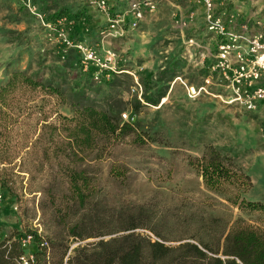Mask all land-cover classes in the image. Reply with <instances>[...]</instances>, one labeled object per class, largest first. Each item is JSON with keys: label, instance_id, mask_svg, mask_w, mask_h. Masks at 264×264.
I'll return each mask as SVG.
<instances>
[{"label": "rangeland", "instance_id": "374dc122", "mask_svg": "<svg viewBox=\"0 0 264 264\" xmlns=\"http://www.w3.org/2000/svg\"><path fill=\"white\" fill-rule=\"evenodd\" d=\"M33 1L46 16L55 8H65L62 24L66 23L67 36L73 43L91 46L97 56L87 60L79 47L62 38L51 40L42 22L22 9L21 0H0L1 239L18 230L44 233L52 212L73 200L67 173L81 160L73 152L78 149L74 132L83 117L42 86H29L20 79L12 87L1 88L15 69L31 66L30 71L41 69L40 76L46 77L47 66L61 63L70 49L79 55L78 63L85 71L93 68L95 85L124 99L141 96L145 85L140 76L153 83L173 58L180 59L162 105L125 110L145 127H163L168 143L138 144L132 136H103L101 154L88 149L81 154L83 167L106 196L107 209L126 203L138 212L135 203L145 201L158 211L162 222L174 218L172 235L188 234L184 226L197 228L201 217L227 222L229 227L255 226L264 233V208L241 203L243 198L264 201V131L259 118L214 95L221 89L219 84L199 91L206 82V69L199 63L201 52L214 48L216 40L206 31L204 5L193 0L161 3L135 29L103 38L99 31L108 19L90 0ZM110 1L118 10L125 5L124 0ZM216 3L222 6L220 0ZM245 4L251 7L247 13L252 19L264 22V0H228L224 8L242 16L247 14ZM115 73H129L131 86L127 80L120 87L109 86ZM208 145L234 160L229 177L218 186L207 184L201 174L200 157ZM36 245L32 241L26 251Z\"/></svg>", "mask_w": 264, "mask_h": 264}, {"label": "trees", "instance_id": "16d2710c", "mask_svg": "<svg viewBox=\"0 0 264 264\" xmlns=\"http://www.w3.org/2000/svg\"><path fill=\"white\" fill-rule=\"evenodd\" d=\"M22 7L38 21L24 4ZM65 14V8H55L46 19L53 21ZM71 52L72 49L61 63L48 65L46 77L40 76L41 69L30 71L28 66L15 69L1 87H12L20 79L29 86H42L61 96L76 115L83 117L74 132L78 149L73 152L81 160H73L78 164L67 173L73 200L52 212L44 233L31 231L33 241H37V248L32 249L36 264H264V233L255 226L237 223L229 227L227 222L201 217L197 228L184 226L188 234L172 235L176 231L174 218L162 222L158 211L145 201L135 203L138 212L130 205L126 207V203H114L107 209L106 196L100 194V186L83 167L81 154L86 149L101 154L103 136L110 139L132 136L138 144L159 140L168 143L163 127L152 130L139 118L126 119L122 112L127 109L137 112L144 104L162 105L169 80L178 74L180 59L173 58L153 83L140 76L145 85L141 98L135 94L124 99L104 90L103 85H95L93 68L85 71L78 63L79 55ZM125 80L131 86L129 73H115L107 84L120 87ZM232 159L220 148L208 145L200 157L206 183L218 186L224 177H229ZM241 203L264 208L261 200L243 198ZM23 233L18 230L0 240V264H21L20 257L27 250L18 240Z\"/></svg>", "mask_w": 264, "mask_h": 264}, {"label": "built area", "instance_id": "2783aa9c", "mask_svg": "<svg viewBox=\"0 0 264 264\" xmlns=\"http://www.w3.org/2000/svg\"><path fill=\"white\" fill-rule=\"evenodd\" d=\"M21 1L29 12L42 22L51 40L62 38L61 40L69 45L79 47L87 60L97 56L91 46L73 43L67 36L66 23L62 24L66 22L65 15L51 21L46 19L44 12L33 0ZM176 1L124 0L125 5L118 10L110 0H90L108 19L106 26L99 31L103 38L108 35L120 36L129 29H135L161 3ZM193 1L197 5H204L206 31L216 38L214 48L203 49L200 55L199 63L206 69V82L201 85L199 91L206 90L207 85L219 84L221 89L214 95L221 96L226 103H235L246 111L258 113L261 118L260 127L264 131V22L255 18L254 20L252 16L243 18L238 11H227L222 7L223 4L218 7L216 0ZM122 115L129 120L135 119V116L127 111H123ZM18 240L21 246L27 248L34 240V233L24 232L18 236ZM19 261L21 264H36L33 251H26Z\"/></svg>", "mask_w": 264, "mask_h": 264}, {"label": "crops", "instance_id": "0c3cea01", "mask_svg": "<svg viewBox=\"0 0 264 264\" xmlns=\"http://www.w3.org/2000/svg\"><path fill=\"white\" fill-rule=\"evenodd\" d=\"M217 1V0H216ZM220 2L223 4V6L222 7H224V4H226V2H228V0L226 1V0H220ZM251 8L250 6H249V4H245L244 6H243V9H244V13H247V12H249V8ZM250 16V14L249 13H247V14H243L242 15V17L243 18H246L247 16ZM246 111V110H245ZM249 112V111H248ZM251 112H253V111H251ZM253 113H256V112H253ZM256 115H257V117L259 118V121H260V115L258 114V113H256Z\"/></svg>", "mask_w": 264, "mask_h": 264}, {"label": "bare ground", "instance_id": "6f19581e", "mask_svg": "<svg viewBox=\"0 0 264 264\" xmlns=\"http://www.w3.org/2000/svg\"><path fill=\"white\" fill-rule=\"evenodd\" d=\"M194 90V88H192Z\"/></svg>", "mask_w": 264, "mask_h": 264}]
</instances>
